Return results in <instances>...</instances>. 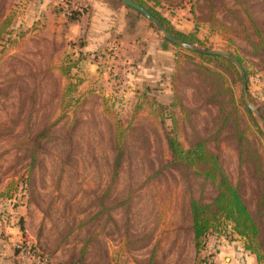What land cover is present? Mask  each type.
<instances>
[{"label":"rangeland","instance_id":"1","mask_svg":"<svg viewBox=\"0 0 264 264\" xmlns=\"http://www.w3.org/2000/svg\"><path fill=\"white\" fill-rule=\"evenodd\" d=\"M135 1L194 45L240 61L243 101L259 111L263 135L264 0H209L213 13L206 0ZM164 43L115 0H0V240L9 250L34 245L48 264H226L222 248L243 250L228 227L197 254L189 204H210L216 188L198 165L174 164L166 139L183 151L205 141L255 216L264 138L239 106L240 128L220 131L206 70L222 77L221 95L242 97L240 81ZM254 151L259 159H246Z\"/></svg>","mask_w":264,"mask_h":264},{"label":"trees","instance_id":"2","mask_svg":"<svg viewBox=\"0 0 264 264\" xmlns=\"http://www.w3.org/2000/svg\"><path fill=\"white\" fill-rule=\"evenodd\" d=\"M131 1L140 5L149 13H151L171 35L186 43H197L195 42L193 35H185L182 33L173 32L170 28L165 26V22L162 18H159L157 15L145 8L143 4L135 0ZM208 2L209 0H206V5H208L207 9H210V11L213 13L214 8L211 7ZM78 19L79 17L76 16L68 18L67 20L72 22L78 21ZM164 42V44L166 45L167 42L165 40ZM192 54L200 59H204L212 63L216 66V68H221L223 71L227 72V74L229 75L228 77H230L232 83H238L240 81L237 71L227 60L220 57L208 56L200 53ZM237 61L240 63L239 60ZM206 73L210 74L211 78H208L213 79L214 83H208L207 86L212 85L213 87L211 88V90H213V92L214 90L216 91L208 101L218 105L219 111L225 116L220 121V131L223 128H227L230 124V121H232L236 125V129L240 128V120L238 118V111L236 109L239 106V108L241 107V110L244 112L245 117L253 123V126L255 128H257V134L264 138V135H262L260 128L253 118V114L246 107V104L244 103L242 97L239 96L238 99H236L234 93L228 90V93L221 95L220 90H222V88H220L217 79H222V77H220V75L218 73H215L214 71L206 70ZM225 98L227 100L224 101ZM218 99H221V101H218ZM256 112L259 114V111L257 109ZM244 134V132L237 131L235 136H237L240 140L241 138H244ZM166 141L174 164H176V162L187 163L188 168H193L198 165L203 170L200 176L205 180L204 182L207 183L206 181H208L216 188V195L210 204L205 205L195 201H190L189 204L192 241L197 254L204 250L206 237L208 235L216 233L218 234L221 231H225L229 227L232 234H235L236 236L245 240L246 244H244L243 250L255 257L257 262L256 264H264V223L262 221L264 219V190L263 196L261 197L257 205V212L255 213V216H253L242 200L239 193V188L237 186H232L228 178L221 170L218 157L209 154L206 151L204 147L205 141H202L200 143L197 142L195 145H193L192 148L187 151L182 150L176 138L167 137ZM245 153L247 154L248 151L246 150ZM118 156L119 162L121 153H119ZM250 156L252 158H258V153H255L254 151V153L246 157V159ZM238 157L239 160L243 159V152L241 147L238 149ZM257 171L261 174V171L259 169Z\"/></svg>","mask_w":264,"mask_h":264},{"label":"water","instance_id":"3","mask_svg":"<svg viewBox=\"0 0 264 264\" xmlns=\"http://www.w3.org/2000/svg\"><path fill=\"white\" fill-rule=\"evenodd\" d=\"M116 2L120 3L124 7L134 11L141 17H143L157 32H159L163 39L175 46L178 47L182 50L191 52V53H200L208 56H215V57H220L225 60H227L234 68L237 70L238 75H239V80L241 84V92H242V98L245 100L246 97V89H247V82H246V76L245 72L241 66V64L230 54L224 53V52H219V51H213L210 49H206L203 47L196 46L194 44L186 43L175 36L171 35L167 29L151 14L149 13L146 9L141 7L140 5L134 3L131 0H115ZM246 107L248 110L256 116L257 119L260 120L259 116L257 115L256 111L253 109L251 105L248 103L246 104ZM261 121V120H260ZM261 129L264 135V124H261Z\"/></svg>","mask_w":264,"mask_h":264},{"label":"crops","instance_id":"4","mask_svg":"<svg viewBox=\"0 0 264 264\" xmlns=\"http://www.w3.org/2000/svg\"><path fill=\"white\" fill-rule=\"evenodd\" d=\"M93 3V0H92ZM94 4H96L94 2ZM107 15H109L107 13ZM70 24L77 23L70 22ZM222 252L219 253L220 257L223 255V260L226 264H256V259L253 255H250L243 250L239 249L236 246H232L231 248L225 247L222 248ZM0 264H20L14 258V248L13 250H9V247L0 240Z\"/></svg>","mask_w":264,"mask_h":264},{"label":"built area","instance_id":"5","mask_svg":"<svg viewBox=\"0 0 264 264\" xmlns=\"http://www.w3.org/2000/svg\"><path fill=\"white\" fill-rule=\"evenodd\" d=\"M211 245L209 250L211 251ZM14 248V258L17 261H21L25 264H48V262L41 257L34 245H26L22 242H17L13 245Z\"/></svg>","mask_w":264,"mask_h":264}]
</instances>
